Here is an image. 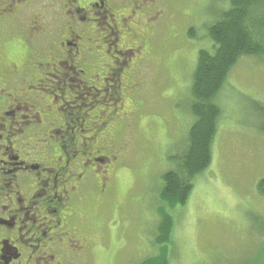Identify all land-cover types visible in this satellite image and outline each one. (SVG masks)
<instances>
[{
	"label": "flooded vegetation",
	"instance_id": "af4514ba",
	"mask_svg": "<svg viewBox=\"0 0 264 264\" xmlns=\"http://www.w3.org/2000/svg\"><path fill=\"white\" fill-rule=\"evenodd\" d=\"M154 1L0 0V264H89L102 227L87 204L113 190L112 129L139 90L118 42L158 19Z\"/></svg>",
	"mask_w": 264,
	"mask_h": 264
},
{
	"label": "rangeland",
	"instance_id": "374dc122",
	"mask_svg": "<svg viewBox=\"0 0 264 264\" xmlns=\"http://www.w3.org/2000/svg\"><path fill=\"white\" fill-rule=\"evenodd\" d=\"M153 6L164 11L158 19L130 20L131 37L125 30L118 42L127 50L120 55L129 61L123 81L138 83L139 90L122 92L117 130L112 129L116 146L124 148L113 190L87 204L93 222L102 227L89 264H141L157 255L162 177L174 169L169 157L188 143L193 71L198 53L212 50L206 27L227 0H155ZM254 15L259 22L254 31L264 43L260 7ZM143 46L149 55L141 60ZM215 102L222 114L213 162L197 177L186 206L173 213L169 261L264 264V54L240 59ZM102 134L86 137L100 143Z\"/></svg>",
	"mask_w": 264,
	"mask_h": 264
},
{
	"label": "trees",
	"instance_id": "16d2710c",
	"mask_svg": "<svg viewBox=\"0 0 264 264\" xmlns=\"http://www.w3.org/2000/svg\"><path fill=\"white\" fill-rule=\"evenodd\" d=\"M258 7L264 25V0H227L217 20L206 27L213 47L198 53L193 71L189 113L194 121L188 132V143L180 154L169 157L174 169L162 177L159 194L162 206L158 208L161 220L154 243L158 253L141 264H170L169 246L175 227L173 213L186 206L197 177L213 162V145L222 114L215 100L240 59L264 54L263 39L254 31L258 30L259 22L254 15ZM194 33L191 29L189 35L193 37Z\"/></svg>",
	"mask_w": 264,
	"mask_h": 264
}]
</instances>
